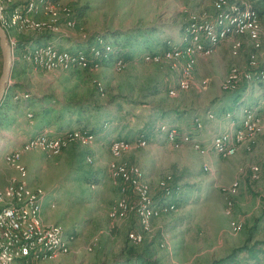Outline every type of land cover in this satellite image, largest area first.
<instances>
[{"label": "rangeland", "instance_id": "1", "mask_svg": "<svg viewBox=\"0 0 264 264\" xmlns=\"http://www.w3.org/2000/svg\"><path fill=\"white\" fill-rule=\"evenodd\" d=\"M215 1L57 0L51 13L43 16L46 20L57 22L63 18L62 10L68 7V4L74 8L85 7L87 11L84 12L83 18L78 20V29L76 24L72 28L60 29V34L65 30V33L68 31V34L78 38H85L95 32H127L137 26L156 27L160 32L155 35L159 38L157 47L151 45V50H148L146 46H142L138 56L122 64V67L111 62L107 66L98 65L88 69L78 65L68 70L44 71L18 58L28 67L24 64V67H21V70L26 72L25 76L18 79L23 82V92H18L17 95L25 97L27 93L32 97L51 96L52 100L58 102L92 98L102 106V113L108 114L111 119L109 124H103L105 132H102V129L99 131L101 133H95L98 134L95 142L94 139L82 138L84 135L80 129L63 131L62 133L67 132L61 135L66 137L65 146L57 156L50 155L40 148L24 150L20 157L23 173L16 172L0 156V180L4 182L1 184L5 187L12 179L22 180L29 185V190L35 193L36 189L44 191L37 195L41 204L43 194L45 199L46 196L49 197L44 211L48 223L43 219L44 224L60 227L66 235L75 240L66 255L56 254L57 256L47 261L33 264H112L122 246L128 244V240L131 241V233H140L146 242L153 244L154 259L158 264H210L215 259L227 256L233 248L243 245L248 238L251 241L264 239L263 118H260L261 126L252 137V143L246 142V146H240L235 155L221 158L210 150L213 137L221 134L230 125L227 114L232 116L235 122L242 118L243 109L247 106L264 114V103L250 102L264 91V83L245 82L242 79L241 88L238 87L241 90L235 94H228L231 92L222 88L230 70H236L231 68L232 66L237 67L239 76L246 72L245 67L248 66L243 64L244 51L251 40L252 46L259 44L257 48L253 46L255 53L259 50L260 55L264 56V13L258 14L260 23L257 24L255 38L232 34L227 38L233 39L232 44L239 43L236 50H230L231 40H224L222 44L214 46L207 56H194L195 65L188 80L187 91L176 88L182 60L165 57L166 51L185 45L184 39L188 31L194 28H189L191 24L212 20L220 12ZM251 1L253 3V0ZM70 14L72 15V11ZM185 23V33L180 38L179 34ZM13 33L7 35L9 43L16 41L15 36L19 34ZM55 35L59 34L50 36ZM165 41L168 47L162 49ZM47 43L52 42L41 44ZM61 50L68 53L66 49ZM161 54H164V57L160 56ZM91 55L93 58L98 56L93 53ZM147 56L157 57V62L148 60ZM234 56L238 58L235 59ZM249 59L264 62L259 60L258 54L256 56L253 51L249 54L247 62ZM156 63L162 65L157 66ZM170 64L175 65L174 70L169 67ZM2 66L0 50V76ZM12 68L13 63L6 94L14 72ZM245 83L247 88L244 87ZM152 86L159 88V94L148 97V88ZM170 89L175 90L172 96L168 94ZM261 98L264 100V96ZM156 106L194 111L203 117L187 121L180 116L177 117V122L168 119L170 123L167 124L172 126L169 128L164 124L165 119H159L160 115L155 111ZM28 108L30 109L25 116L21 109L20 112L9 115L23 117L28 122L38 121V105L32 104ZM207 111L209 113L206 114ZM93 116L97 115L94 113ZM205 122H208L206 126ZM8 125L0 128L5 130ZM185 126L187 131H182L181 134L194 137L208 149L206 154H198L187 144L173 145L168 141L165 136L166 132H169L168 129ZM52 130L48 127L35 136L44 133L53 136ZM69 132L77 138L70 141V136L67 135ZM141 132L149 134L148 142L143 147L136 143L142 140L138 137ZM13 134L15 139H18L17 133ZM118 140H123L124 146L114 153L110 149V143H117ZM73 142L88 146L86 149L92 155L91 163H87L89 158L87 162H81V170L92 173L88 183L78 178V150H67ZM172 142L179 141L174 139ZM111 164L136 168L139 180L149 187L151 203L157 204L161 201L159 183L163 181L166 184L172 177L184 175L182 182L192 187L176 195V198L180 199L177 209L149 219L145 229L140 224L137 213L138 221L133 211H130V214H118L116 218L109 217L110 210L121 197L117 189L118 183L111 174ZM20 175H24L26 180ZM233 182L238 183L236 192L225 194L223 189L229 188ZM125 197L131 207L138 205L132 189ZM228 201L231 203L230 207H227ZM43 210L42 207V218ZM233 220L241 222L242 228L239 231L230 228L229 224Z\"/></svg>", "mask_w": 264, "mask_h": 264}, {"label": "bare ground", "instance_id": "2", "mask_svg": "<svg viewBox=\"0 0 264 264\" xmlns=\"http://www.w3.org/2000/svg\"><path fill=\"white\" fill-rule=\"evenodd\" d=\"M232 1L216 0L215 4L220 12L212 20L205 21L201 24H195L196 28L194 27V24H191L189 28H194L188 31V35L184 39L185 45L178 46L177 48L165 52V57L167 59L182 60V69L179 75L180 78L177 81V89L182 91L188 90V80L190 79L191 71L195 65V55L207 56L214 46L218 45L223 40H226L231 34L235 36L248 35L252 38L257 36L259 17L251 9V6L248 5V0H246L248 3H245L244 0ZM52 6L53 3L49 0H19L17 2L0 0V26L7 35L13 32H31L40 35L45 31H51L45 33L58 34L61 32V27H74L73 20L61 23L60 21H49L43 18V16L51 13ZM17 10H19L18 14ZM64 12V16L66 15L69 17V10L66 9ZM251 16L253 19L258 20H250ZM25 20L30 22H24L23 24L22 21ZM15 42L16 41H10V46L13 51L15 49ZM253 46L257 48L259 44L255 43ZM203 47L204 49H208L205 54H203ZM238 47L239 43H233L231 48L236 50ZM38 51L39 53L37 55ZM94 55H98V53H94ZM21 58L24 61L31 63L35 68L44 71L68 70L70 67H77L80 65L77 63L78 60L74 59L70 52L65 53L59 51L52 43L32 46L27 50V53L22 55ZM81 58L82 57L80 56V59ZM146 58L157 62V59L154 56H150V58L147 56ZM115 63L121 65L122 62L117 60ZM260 64H264V62L250 60L248 62V67H259ZM98 65L99 64H94L93 68ZM169 67L172 70L175 69L174 64H170ZM241 75L245 82L264 81V69L258 71V73L244 72ZM235 78L236 70L232 69L226 76L222 88L231 93L236 91L238 89V83L234 81ZM184 80L186 89H184ZM168 94L170 96L174 95L175 90L170 89ZM227 116L230 118V126L231 129H233L225 130L221 134L216 135L213 137L210 144V150L221 158H223V156H225L224 158H228L235 155L240 146L243 144L246 146V142H251L252 137L261 126V116L250 107H244L243 116L239 120L238 125H236L232 116H229V114H227ZM252 122V127L249 130H246L244 135L240 136L243 128ZM168 130L169 132H166L165 134L168 141H173L174 139L178 140L181 144L191 146V148L200 155L206 154L208 151L206 148V152H203L200 148L202 145L189 134H181L177 129ZM81 134L84 135V137H82L84 139H93L88 133L83 132ZM67 135L70 136V141L77 138L70 132ZM61 138H63L61 135L49 136L41 134L34 136L23 144L25 145L24 150L40 148L47 151L50 155L57 156L64 148L65 140H59L56 146H52L50 141H56V139ZM123 143V140H118L117 143L113 144L110 143L111 151L116 153L119 149L123 148ZM136 143L138 146L143 147L146 144V141L142 139L138 140ZM14 152H16V150L7 152L4 156V160L10 159V156H13ZM5 162L14 168L16 172L23 173L24 168L20 161L12 162V160H5ZM110 168L112 176L117 178L120 182L119 192L121 195L117 204L109 212L110 218H115L118 214L129 213L135 208L130 206L125 197L130 189L133 191V184H129V178L132 176L134 191L137 193L138 201H146V203L138 202V205L136 206V213L139 217V222L145 229L148 226L149 219L157 218L164 212L175 210V206L169 202H159L157 204L150 202L149 187L139 180V174L136 168L127 167L124 164H111ZM204 170H206V168H204ZM10 182H12V184H19V191H15V198L33 200V204H27L28 219H32L33 224H37V231H44L45 227L47 236H53L51 245H43L36 248V255H34V251H27V261H33V263L42 262L49 260L53 255H66L69 253L71 246H73L72 243L75 241L74 238L66 235L60 227L47 226L41 221L42 204L40 203V198L34 191L29 190L28 186L23 183L22 180L12 179ZM165 186L166 184L163 181L159 183L161 189H164ZM237 188L238 183L233 182L229 188L223 189V192L225 194H231L236 192ZM34 196L36 197L33 199ZM0 201H13V194L8 193L5 188L0 189ZM230 206L231 203L228 201L227 207ZM3 214H6V204H0V225L3 224ZM142 226L141 228H143ZM229 226L233 231H239L242 228L241 222L235 220L231 221ZM131 239L132 241L139 243L142 240V235L136 233ZM0 264H23V257L18 255V253H15L13 248H11V244L9 242H3V239H0Z\"/></svg>", "mask_w": 264, "mask_h": 264}, {"label": "trees", "instance_id": "3", "mask_svg": "<svg viewBox=\"0 0 264 264\" xmlns=\"http://www.w3.org/2000/svg\"><path fill=\"white\" fill-rule=\"evenodd\" d=\"M53 4L57 0H49ZM233 2V1H232ZM251 9L257 14L262 15L264 13V0H248ZM85 8V7H84ZM82 7L74 8L71 4H68V7H64L63 18L61 23L67 21H74V27L76 24V29L79 28L78 20L83 18L84 12L87 9ZM68 9L69 13L72 11V15L68 13L69 17L66 19L64 10ZM71 9V10H70ZM260 19V17H259ZM187 23L183 26L180 37L185 33ZM107 32V33H106ZM95 32L93 35L86 36L85 38H78L79 42H76L78 48L71 49L65 48L68 52H71V55L74 59L78 60L77 63L84 66V69L92 68L94 64H99L100 66H107L111 62L115 63L117 60H120L123 64L132 61L135 57L138 56L139 49L142 46H146L148 50H151V45L159 44V38H156L155 35L160 32L156 27L145 28V27H135L127 32ZM21 35V33H19ZM55 35L57 38L65 37L64 34ZM51 33H43L38 37L34 36H21L16 38V44L14 49L15 58L22 57L23 54L27 53V50L30 48V43L39 44L43 40L51 39ZM122 38V39H121ZM109 40V41H108ZM49 42V41H47ZM43 43V42H42ZM46 43V42H45ZM54 44V43H53ZM56 45V44H55ZM57 46V45H56ZM55 46V48H56ZM163 48L168 47L166 41L162 44ZM57 50L62 51L61 49ZM79 54H77L78 52ZM91 53H98L96 58H93ZM82 57L80 59V56ZM155 65L159 66L162 64L156 63ZM13 71V70H12ZM262 84V83H259ZM238 88L236 91L228 94L238 93L240 90ZM159 94V88L157 86H152L148 88V97L155 96ZM19 96L17 94L5 95L3 101L0 105V127H3L10 123L9 113L14 112L19 105L37 104L38 105V123L43 126L55 125L58 132L69 131L73 128L80 129L82 132H87L88 135L92 136L94 142L96 141L95 133L101 131H106V128H102L103 124H109L111 119L108 114L102 113V106L91 99L83 100H66L64 102H58L52 100L50 97H32L29 94ZM156 113L160 115L159 119H165V125L169 128H172L168 121V117H177L179 115H194V111L189 110H179L178 108H166L164 109L161 106H156ZM183 111V112H182ZM97 116H93V114ZM209 111L206 112V114ZM199 117V116H197ZM104 124V125H105ZM172 124V123H171ZM159 126H157V130ZM179 132H182L181 129H177ZM67 133V132H64ZM63 133V134H64ZM101 133V132H99ZM161 133V132H159ZM62 135V133H61ZM138 137L148 142L149 134L141 132L138 134ZM88 146L81 145L78 142H73L68 146L67 150L71 148L70 152L78 150L76 155V164H77V173L78 178L82 179L84 183H88L89 179L92 177V173L89 171L81 170V162L86 161L89 158L91 163L92 155L87 151ZM78 148H82L79 150ZM66 150V149H64ZM63 150V151H64ZM66 150V151H67ZM75 156V155H74ZM91 161V162H90ZM91 176V177H90ZM111 176V175H110ZM109 176V177H110ZM112 177V176H111ZM182 177L184 175L171 178L166 181V186L164 189L160 188V202H169L175 206L177 209L178 201L180 199L176 198L180 192L184 193L191 189L192 186H189L182 182ZM113 178V177H112ZM118 183V191H120V182L117 178H113ZM130 214V213H129ZM134 214V213H133ZM137 218V216H136ZM264 219V216H263ZM138 221V218H137ZM139 224V222H138ZM140 226V225H139ZM136 234V233H135ZM134 234L130 235V239ZM132 241V239H131ZM128 240V244L125 243L120 249L118 257H115L112 264H158L157 260L154 259L155 252L153 251L152 243H148L142 236V240L139 243L131 242ZM130 244V245H129ZM210 264H264V239H256L251 241L247 239L246 242L236 248H233L232 251L225 257L215 259Z\"/></svg>", "mask_w": 264, "mask_h": 264}, {"label": "crops", "instance_id": "4", "mask_svg": "<svg viewBox=\"0 0 264 264\" xmlns=\"http://www.w3.org/2000/svg\"><path fill=\"white\" fill-rule=\"evenodd\" d=\"M17 1H19V0H17ZM33 34L32 33H28V32H23V33H21V35L20 34H17V36H15V37L18 38V37H21V36H24V37L25 36L26 37L27 36H35ZM63 34L65 35V37L57 38L55 36H52V38L51 39H48L47 41L56 44L61 49H65V48H73V49H75V48H78L77 45H76V42L78 43L79 42V39H78V37L76 35H73V34H70V33L68 34V31H66V33H65V30H64ZM242 37L249 38L248 36H242ZM228 40L229 41L231 40V42H230V50H231V46H232L233 39L229 38V39H226L225 41H228ZM47 41L46 40H43L39 44H35V43H32V42H29L30 43L29 45L30 46L40 45L42 42H47ZM66 42L68 44H65ZM248 45L249 46H248L247 50L246 51L243 50L244 51V54H245V60H244L243 64H246V66H248V62H247L248 61V57H249V54L252 53V51L254 52V54L256 56L258 54L259 60H264V56L262 54L260 55L259 50H258V53H255L256 51H254V48L252 46V40H251V43H249ZM234 58L237 59L238 56H234ZM251 58H253L252 55H251ZM13 61L14 62H13V68L12 69L14 70V72H13L12 80L10 82V86H9V90H8V93H9L10 96L13 95V94H16L18 92L19 93L20 92H23L22 91L23 82L22 81L21 82L18 81V79H20V77L25 76V72H26V70H21V67H24V65L26 63H24L21 60H18V58H15V57L13 58ZM25 67H28V66L25 65ZM259 83H264V82H259ZM245 86L247 88L248 85L245 83L244 87ZM261 96H264V91L262 93H259L258 96L252 98L250 102L251 103H255V104H257L258 102H260V104L264 103V100L261 98ZM31 105H26L25 103L23 105H19L18 108L14 112H12V115H14V113L17 112V111L18 112L21 111V113L25 116V114L27 113V111H29V109H30L28 107H30ZM247 107H249V106H247ZM258 107L260 108L261 106L258 105ZM254 109L263 118V121H262V125H263L264 124V114L259 113V111L256 108H254ZM17 115H19V114H17ZM180 116H181V118L183 117V120L186 119L187 121H189L190 119L192 120V119H194L195 117H197L199 115L197 113H194V115H179L177 117H180ZM9 117H10V123H8L9 125L6 127V129L5 130H2L0 128V156H1L2 159H4V156L6 154L5 152H9V151H12V150L20 149L22 147V145L26 142L27 139H29V138L37 135V134L42 133L43 131L47 130L48 127H50V128L53 129L52 130L53 131L52 134H54L53 136H58L59 134L61 135V133H62V132L60 133V132L57 131L55 125L43 126V125L39 124L38 121H35V122H31L30 121V122H28L23 117H20L19 118V116H14L13 117V116H10V115H9ZM177 117H170L169 116L167 119L172 120V121H175L176 120V122H177ZM199 117L202 118L203 115H200ZM232 119H233V117H232ZM186 123H188V122H186ZM235 123H236V125H238L239 121L238 122H235ZM205 124L207 125L208 122H205L204 125ZM230 128H231V126L229 125V127L227 129H230ZM179 129H181L182 131H185V132L187 131L186 126L185 127H182V128H179ZM212 129L214 130V128H212ZM263 129H264V125H263ZM49 131H51V130H49ZM13 132H16L17 133L16 134V137L19 136L18 139H15V134H13ZM214 132H216V131H214ZM20 177H22L24 180H26L25 177H24V175H20ZM2 182H3V180H0V184ZM3 184H4V182H3ZM3 184H1L2 186L0 185V189H2V187L5 188ZM44 199L45 198H44V194H43L42 207H43L44 210H43V218L41 216V221L43 223H45V222L48 223V221L45 220V213H44V211H45V208L47 207L49 197L46 196L45 202L43 204ZM41 215H42V213H41ZM43 219H44L45 222L43 221ZM54 256H57V255H53L52 257H54Z\"/></svg>", "mask_w": 264, "mask_h": 264}, {"label": "built area", "instance_id": "5", "mask_svg": "<svg viewBox=\"0 0 264 264\" xmlns=\"http://www.w3.org/2000/svg\"><path fill=\"white\" fill-rule=\"evenodd\" d=\"M16 1L17 0H10V2H16ZM61 1L62 0H60V2ZM244 2L248 3L246 0H244ZM18 12L19 10H17V14ZM65 18L67 19V16H65ZM203 20H207V18L206 19L203 18ZM250 20H258V19H253L251 16ZM24 22H30V21L28 20L22 21L23 24ZM32 23H36V22H32ZM194 27L196 28L195 23H194ZM45 32H51V31H45ZM207 50L208 49H204L203 47V54L207 53ZM38 53L39 51L37 52V55ZM160 56H164V54H161ZM120 67H122V63ZM231 68H236V78L234 79V81L238 83V87H240L243 76H238L236 66H232ZM245 69L246 72L258 73V71L264 69V64H260L259 67H245ZM184 89H186L185 80H184ZM252 124L253 122L249 125H246L243 128V131L241 132L240 136L244 135L245 131L249 130L252 127ZM65 138L56 139V141H50V142L52 146H56L59 140H65ZM169 142L173 145L181 144V142H172L171 140ZM24 146L25 145H23L22 148L17 149L16 152H14L13 156H10V159H5V160H12V162L20 161V154L24 153ZM200 148L201 150H203V152H206V148H204L203 146ZM224 157L225 156H223V158ZM254 170H255V166H254ZM23 183H25V181H23ZM129 184H133L132 193H134L135 195L136 205L138 202L146 203V201L137 200V193L134 192L133 176L129 178ZM34 189H36V187H34ZM5 190H7L8 193L13 194V201H0V204H6V214H3V224L0 225V239H3V242H9L11 244V248H13L15 253H18V255L23 257V264H33V261H27V251H34V255H36V248L41 247L43 245H51L53 236H47L45 227H44V231H37V224H33V220L28 219L27 204H33V200H24L22 198H15V191H19V184H12V182H8V184L5 186ZM43 192L44 191H39V189H36V195H40ZM35 197L36 196H34L33 199ZM133 211H134V215L136 216V206L133 209ZM131 234H135V233H131Z\"/></svg>", "mask_w": 264, "mask_h": 264}, {"label": "water", "instance_id": "6", "mask_svg": "<svg viewBox=\"0 0 264 264\" xmlns=\"http://www.w3.org/2000/svg\"><path fill=\"white\" fill-rule=\"evenodd\" d=\"M0 50L3 58L2 73L0 76V105L3 101L10 79V71L13 63L14 52L10 46L9 39L5 31L0 26Z\"/></svg>", "mask_w": 264, "mask_h": 264}]
</instances>
